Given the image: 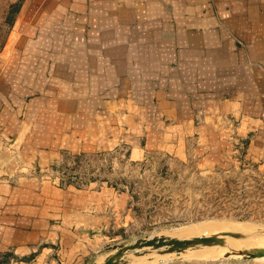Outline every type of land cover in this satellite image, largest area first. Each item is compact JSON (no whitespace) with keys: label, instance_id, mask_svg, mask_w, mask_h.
<instances>
[{"label":"crops","instance_id":"crops-1","mask_svg":"<svg viewBox=\"0 0 264 264\" xmlns=\"http://www.w3.org/2000/svg\"><path fill=\"white\" fill-rule=\"evenodd\" d=\"M233 137L264 170V0H22L0 50V264L106 258L126 196L61 186L67 154H222Z\"/></svg>","mask_w":264,"mask_h":264},{"label":"rangeland","instance_id":"rangeland-1","mask_svg":"<svg viewBox=\"0 0 264 264\" xmlns=\"http://www.w3.org/2000/svg\"><path fill=\"white\" fill-rule=\"evenodd\" d=\"M21 2L0 0V50ZM231 139L232 148L227 146L222 154L201 153L198 148L181 158L149 153L135 159L123 146L106 155L67 154L49 174L58 177L63 187L88 189L105 184L126 196L123 209H118V199L112 194V214L104 229L106 257L140 239L220 235L225 238L223 244L196 245L181 252L146 247L127 253L123 262L264 264V257L249 258L243 253L264 248V170L245 158L236 137ZM224 232L243 236L222 235Z\"/></svg>","mask_w":264,"mask_h":264},{"label":"water","instance_id":"water-1","mask_svg":"<svg viewBox=\"0 0 264 264\" xmlns=\"http://www.w3.org/2000/svg\"><path fill=\"white\" fill-rule=\"evenodd\" d=\"M222 235H231L234 237H242L243 235L238 232H224ZM225 238L220 235H210V236H199L193 237L191 239H178L168 236L152 237L146 239H140L137 242L121 246L117 249L115 253L110 254L106 259L99 264H124V257L129 252L138 253L139 250L146 247H151L154 249H163L165 252H181L189 247L196 245H214L223 244ZM241 253V252H240ZM247 257H264V248L247 250L243 252Z\"/></svg>","mask_w":264,"mask_h":264}]
</instances>
